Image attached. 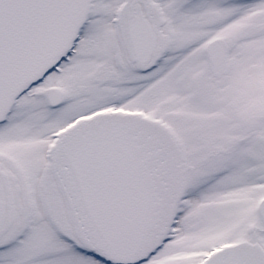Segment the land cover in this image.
Instances as JSON below:
<instances>
[{
  "label": "snow or ice",
  "instance_id": "snow-or-ice-1",
  "mask_svg": "<svg viewBox=\"0 0 264 264\" xmlns=\"http://www.w3.org/2000/svg\"><path fill=\"white\" fill-rule=\"evenodd\" d=\"M0 264H264V0H0Z\"/></svg>",
  "mask_w": 264,
  "mask_h": 264
}]
</instances>
